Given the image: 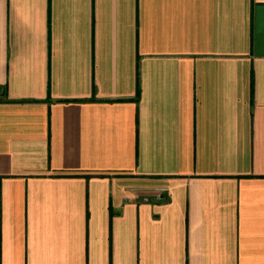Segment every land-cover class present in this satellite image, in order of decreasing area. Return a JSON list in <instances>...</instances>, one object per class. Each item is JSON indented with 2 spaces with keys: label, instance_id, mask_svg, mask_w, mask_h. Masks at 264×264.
<instances>
[{
  "label": "crops",
  "instance_id": "0c3cea01",
  "mask_svg": "<svg viewBox=\"0 0 264 264\" xmlns=\"http://www.w3.org/2000/svg\"><path fill=\"white\" fill-rule=\"evenodd\" d=\"M0 264H264V0H0Z\"/></svg>",
  "mask_w": 264,
  "mask_h": 264
}]
</instances>
